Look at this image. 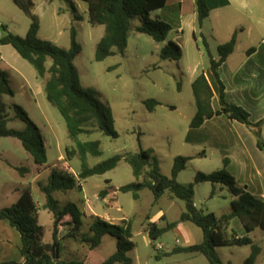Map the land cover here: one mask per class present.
Here are the masks:
<instances>
[{
	"label": "rangeland",
	"instance_id": "1",
	"mask_svg": "<svg viewBox=\"0 0 264 264\" xmlns=\"http://www.w3.org/2000/svg\"><path fill=\"white\" fill-rule=\"evenodd\" d=\"M73 1L77 7V14L80 16L78 20L75 18L76 14L70 10L69 2L64 0H35L33 13L39 18V37L57 47L68 49L71 46V28H75L77 41L81 45V51L74 60L79 71L80 85L108 103L112 110L117 138H111L100 131L78 137L80 141H100L102 153L99 156L89 155L88 165L93 166L115 154L138 152L141 147L151 150L159 160L161 172L170 176L174 158L188 157L186 168L179 173L178 177L184 181L182 183H194L195 206L218 216L222 212H229L230 202L235 197L227 186L195 182L198 172L213 173L223 168L216 157V151L188 144V140L192 137L188 133L192 128L190 122L196 112L191 83L196 74L210 67L204 40L208 44L211 55L214 58L218 56L216 45L218 37L210 32L213 18L212 21L206 18L203 27L198 25L197 20L188 23L189 18L186 17L187 23L181 34L176 32L172 23L160 17L158 10L152 11L151 19L163 20L172 27L166 41L157 42L145 33L132 30L124 55L116 54L102 61H96L94 58L96 45L104 34V26L89 23L86 2ZM259 14L261 12L256 13V15ZM140 23V17L132 21L133 27ZM1 25H6L9 31L24 37L30 27V18L12 0H0V35L2 34ZM262 29L264 31V26ZM177 36L178 39H175ZM168 40L176 42L181 47L180 59L165 60L160 57V50ZM50 63L49 59L46 65L49 66ZM0 69L5 73L7 84L13 90V95L5 92L2 96L9 118L8 127L14 129L27 127V123L20 118L14 107V105L20 106L44 137L47 175L52 167L65 163L68 169L77 175L81 168L80 160L76 156L67 160L65 153L66 147H74L75 142L69 138L65 120L59 110L46 99L45 78L41 79L34 67L9 44L0 50ZM149 98L160 102L153 111H149L144 104V101ZM0 152L12 162L25 167L32 166L31 156L23 148L20 140L15 137H1ZM10 171L5 173L4 169H0V207L9 206L18 195L14 187H20L19 183H27L31 178L29 175L21 177L15 170ZM142 179L143 177H140L139 180ZM106 180L110 181L111 186L117 187L137 179L130 165L122 159L114 169L105 174L80 180L79 188L55 192L53 197L61 208L67 207L71 202L75 203L83 213L81 199L83 195H86L92 201L93 210L97 214L103 215L110 209L117 215H123L131 222L132 239L135 243V247L129 252L132 258L130 264H137V253L145 261H149L150 257L154 259V255L161 254L162 251L146 246L144 233L140 231L142 225L145 226L148 221L157 222L162 211L166 212L168 219H177L181 210L184 209V202L174 198L172 203L167 196L170 195L168 192L159 200H155L149 189H143L139 199H134L131 192L117 191L116 201H112L111 205L107 206L109 200H104L98 193L103 186L107 185ZM41 181L46 183L47 177ZM32 189L33 194L36 195V186L33 185ZM213 190L214 194L210 197ZM116 207H120V213L116 212ZM87 209L89 215H94L89 208ZM38 219L44 229V241L51 242L52 213L41 208ZM80 220L82 224L80 234L77 236L79 241L92 235L91 222L82 215ZM69 229L70 226H64V236L68 237ZM230 232L232 230L228 231ZM172 237V232L167 231L157 239V242L165 244L171 242ZM250 237L261 248L256 264H264V230L256 227ZM63 240L61 239L62 244ZM80 243L81 245L77 246L78 253L88 255L87 260L93 262L111 255L116 250V239L109 234L103 236L101 244L93 249V252H89L85 246H88L87 243L81 241ZM74 247H66L62 256L69 258L75 252L77 253ZM240 249L237 251H241ZM195 264H198L197 261Z\"/></svg>",
	"mask_w": 264,
	"mask_h": 264
},
{
	"label": "trees",
	"instance_id": "2",
	"mask_svg": "<svg viewBox=\"0 0 264 264\" xmlns=\"http://www.w3.org/2000/svg\"><path fill=\"white\" fill-rule=\"evenodd\" d=\"M13 3L30 18V27L23 37L9 31L6 25H1V45H11L17 53L27 60L36 70L41 79L45 78L44 89L48 102L55 106L65 120L68 136L75 142L74 147H66V159L78 157L81 163L77 176L72 174L67 165H57L50 169L47 182H38L40 191L45 196L44 209L53 216L52 242H42L43 226L39 223L37 208L35 207L30 189H24L19 198L9 206L0 208V220L7 219L14 227L21 239V262L9 260L0 261V264H89L84 260L60 259L62 242L58 237L59 227L71 225V233L74 237L80 234L82 224L80 216L84 214L75 203H68L69 208H61L54 199L55 192H65L79 188V181L94 175H102L114 169L120 160L124 159L131 167L136 181L122 185L119 188L107 185L99 191V196L121 191L131 192L134 199H138L143 189H149L155 200L168 192L173 198L180 199L185 204V209L177 221L168 222L164 226L149 223L147 230L151 240L155 241L165 232L173 229L179 222H191L201 228L203 240L200 243L189 246H177L168 254L174 253H200L206 257L208 264H225L217 248L222 246H250L251 251L242 264H256L257 257L261 253L259 245L254 243L247 234L242 237L227 236L226 227L233 217H239L247 232H252L256 227L264 230V201L248 192L237 184L235 178L225 169L227 159L223 161V168L213 173L198 172L195 182L221 183L227 186L235 199L230 202V211L222 215L203 211L194 203V183H181L177 180L178 174L186 168L188 157L176 156L173 160L171 175L166 176L160 170L159 160L151 150L140 147L138 152L115 154L93 166L87 163V157L99 156L100 141H80L79 135L91 134L100 131L103 134L117 138L114 128V116L108 103L99 99L92 92L83 89L80 85V76L74 63L76 56L81 51V45L77 41V32L71 28V46L68 49L60 48L50 41L39 37V18L33 13L35 0H12ZM53 1V0H47ZM69 2L70 10L75 13L78 20L77 7L73 0ZM88 6V21L92 25H103L104 34L96 45L95 60L102 61L116 54L124 55L128 45V39L132 30L145 33L157 42H164L172 27L160 19H151L150 12L159 10L165 6L167 0H82ZM198 25L202 26L209 16V7L206 0H195ZM140 17L141 23L133 27L132 21ZM206 52L209 56L210 69L219 85V109L212 108L213 92L203 71L196 74L191 83V89L196 104V112L190 122V127L197 128L206 120L215 115H225L230 120L241 122L250 128L256 139L257 147L264 152V140L261 136V126L264 119L258 122L250 120V113L243 107L227 100L225 87L222 83L218 68L233 53L236 46V32L231 38L217 46V58H214L204 40ZM252 50V49H251ZM249 50L248 52H250ZM182 55L181 47L174 41L168 40L160 50V57L165 60H177ZM50 59L49 66L46 65ZM13 95V90L7 84L5 73L0 69V138L15 137L20 140L23 148L31 155L36 164L46 162V149L44 137L40 129L29 119L20 106L14 105L20 118L27 123L23 129L8 127V115L3 102V94ZM146 108L153 111L160 102L154 98L144 101ZM21 175L28 172L25 166H14ZM143 177L142 180H139ZM214 194L211 192L210 197ZM71 211V213H70ZM67 217V219H66ZM89 238L80 241L87 243L89 248H97L104 235L109 234L116 239V250L106 258L102 264H130L132 258L129 252L135 247L132 239V226L129 220L112 224L97 215L91 216ZM74 232V234H73ZM230 264V263H228Z\"/></svg>",
	"mask_w": 264,
	"mask_h": 264
},
{
	"label": "crops",
	"instance_id": "3",
	"mask_svg": "<svg viewBox=\"0 0 264 264\" xmlns=\"http://www.w3.org/2000/svg\"><path fill=\"white\" fill-rule=\"evenodd\" d=\"M206 2L210 10L206 20L212 21V18L214 20L211 22L210 32L212 35L214 34L218 37L216 45L218 46L228 41L232 34L236 32L235 49L218 68L219 77L225 87V96L228 101L245 108L250 113V120L252 122H258L264 119V31L262 29L264 26V0H206ZM158 11L160 12V17L172 23L175 26L176 32L181 34L184 31L185 23H187L186 17L189 18L188 23L197 20L195 0H167L165 6ZM212 12L215 13L214 17H212ZM259 12L261 14L256 15ZM202 26L204 27V24ZM175 39H178V36ZM0 46L1 50L5 45L0 44ZM249 50L251 51L248 52ZM202 71L213 92L212 108L218 110L220 105L218 101L219 85L217 80L210 67ZM188 133L192 136L191 140H188V144L215 150L216 157L222 166L223 161L227 159L228 162L225 165V169L235 178L237 184L264 201V152L257 147V139L250 128L241 122L228 119L225 115H215L206 120L201 126L190 128ZM261 136L264 140V122L261 126ZM203 153L206 156L205 151ZM14 166L20 165L12 162L4 156V153L0 152V169H4L5 173H8L11 172L10 170H15ZM27 168L29 170L24 175L15 170L21 177L29 175L31 178L27 183H19L20 187H14L18 195L13 202L19 198L24 189H30L39 216L41 208H43L45 203V196L39 190L38 182H42L41 180L44 177H48V167L46 163L36 164L32 161V166ZM177 180L181 183L184 182L178 176ZM33 185L36 186V195L33 194ZM79 185L81 186L80 181ZM119 187L117 186L116 188ZM116 194L117 191L103 198L104 200H109L107 201V206H110L112 201H116ZM167 196L174 203V198L171 195ZM85 198L88 197L83 195L81 199L83 205L82 211L84 217L92 223L91 216L93 215H89V211L85 205ZM90 203L92 206L89 210L109 223L117 224L122 220H128L123 215H117L110 209L105 211L103 215H99L93 210L91 200ZM184 209L181 210L179 217ZM116 212H121L120 207H116ZM159 215L160 219L154 222L159 227L179 219V217L177 219H168L165 211H162ZM149 223L151 222L148 221L145 226L142 225V229L140 230L144 233L145 244L155 250L162 251V253L154 255V259L150 257L149 261L143 260L137 253V264H195L196 261L198 264H208L206 257L200 253L182 252L168 254L177 246L185 247L202 242L203 232L201 228L191 222H179L176 227L169 230L172 232V241L162 244V242H157V240H151L147 230ZM68 226H70L69 233H71L72 226ZM63 228L64 226L59 227L58 231V237L64 239L60 255L61 260L79 259L89 264H102L106 260L108 256L102 257L96 262L87 260L88 255L79 254L77 251V246L81 245L78 238L72 234H69L68 237L64 236ZM229 230H232V232L228 233ZM252 232H247L239 217H233L225 229L227 236L234 235L235 237H242L247 234L251 236ZM42 242L51 243L52 241L46 242L42 237ZM157 244H162L163 247L158 249L156 248ZM70 246H75L74 249L77 253L75 252L69 258H64L62 253L66 247ZM85 246L89 252H93V249L87 245ZM20 247L21 239L18 231L9 224L7 219L0 220V261L14 260L21 262L23 258L20 253ZM239 248H241V251H237ZM250 251V246H222L217 248V252L225 264H242L250 254ZM259 257L260 254L256 262Z\"/></svg>",
	"mask_w": 264,
	"mask_h": 264
},
{
	"label": "built area",
	"instance_id": "4",
	"mask_svg": "<svg viewBox=\"0 0 264 264\" xmlns=\"http://www.w3.org/2000/svg\"><path fill=\"white\" fill-rule=\"evenodd\" d=\"M71 173L74 174L73 172H71ZM75 176H77V175H75ZM85 205H86L87 208L91 209V203H90V200L88 198H85ZM37 211H38V209H37ZM162 247H163L162 244H157L156 245V248H158V249H161Z\"/></svg>",
	"mask_w": 264,
	"mask_h": 264
}]
</instances>
